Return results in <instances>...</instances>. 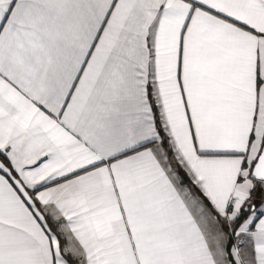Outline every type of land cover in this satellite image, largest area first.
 Here are the masks:
<instances>
[{
    "label": "snow or ice",
    "instance_id": "snow-or-ice-1",
    "mask_svg": "<svg viewBox=\"0 0 264 264\" xmlns=\"http://www.w3.org/2000/svg\"><path fill=\"white\" fill-rule=\"evenodd\" d=\"M0 264H264V0H0Z\"/></svg>",
    "mask_w": 264,
    "mask_h": 264
}]
</instances>
